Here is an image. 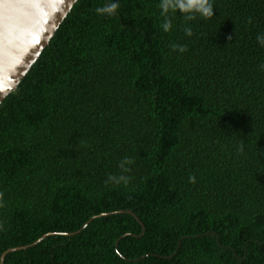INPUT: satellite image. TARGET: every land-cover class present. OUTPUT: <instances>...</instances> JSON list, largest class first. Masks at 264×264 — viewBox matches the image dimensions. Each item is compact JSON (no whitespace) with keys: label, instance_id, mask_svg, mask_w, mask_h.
Listing matches in <instances>:
<instances>
[{"label":"trees","instance_id":"1","mask_svg":"<svg viewBox=\"0 0 264 264\" xmlns=\"http://www.w3.org/2000/svg\"><path fill=\"white\" fill-rule=\"evenodd\" d=\"M109 2L0 105V264H264V0Z\"/></svg>","mask_w":264,"mask_h":264},{"label":"water","instance_id":"2","mask_svg":"<svg viewBox=\"0 0 264 264\" xmlns=\"http://www.w3.org/2000/svg\"><path fill=\"white\" fill-rule=\"evenodd\" d=\"M77 2L0 0V105L17 90Z\"/></svg>","mask_w":264,"mask_h":264},{"label":"clouds","instance_id":"3","mask_svg":"<svg viewBox=\"0 0 264 264\" xmlns=\"http://www.w3.org/2000/svg\"><path fill=\"white\" fill-rule=\"evenodd\" d=\"M119 4L116 0H110L104 7L97 8V13L99 14H107V15H114L116 10L118 9ZM163 10L167 12L169 8H173L174 10H178L181 13H186L188 19H193L198 14L204 18H211L214 16V8L211 3V0H168L165 4L162 5ZM169 26L166 25L165 28L167 30ZM188 31V35H191V31ZM257 41L261 46H264V36H258ZM174 50L177 46H173ZM178 50L183 52L185 49L183 46H179ZM130 160H125L122 162L121 167L123 168L124 165L130 164ZM116 179V178H112ZM126 177L121 176L119 180H125Z\"/></svg>","mask_w":264,"mask_h":264}]
</instances>
